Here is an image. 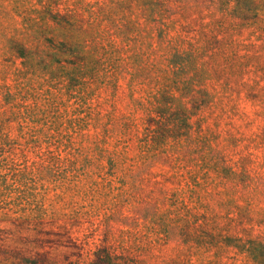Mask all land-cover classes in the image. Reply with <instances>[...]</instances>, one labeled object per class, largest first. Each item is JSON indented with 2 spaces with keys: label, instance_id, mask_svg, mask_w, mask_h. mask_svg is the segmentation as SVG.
Returning <instances> with one entry per match:
<instances>
[{
  "label": "rangeland",
  "instance_id": "374dc122",
  "mask_svg": "<svg viewBox=\"0 0 264 264\" xmlns=\"http://www.w3.org/2000/svg\"><path fill=\"white\" fill-rule=\"evenodd\" d=\"M171 48L202 71L192 122L210 143L171 137L155 159L138 102ZM9 102L62 132L75 165L0 188V264H257L225 239L264 242V0H0V113ZM110 153H125L123 192Z\"/></svg>",
  "mask_w": 264,
  "mask_h": 264
},
{
  "label": "trees",
  "instance_id": "16d2710c",
  "mask_svg": "<svg viewBox=\"0 0 264 264\" xmlns=\"http://www.w3.org/2000/svg\"><path fill=\"white\" fill-rule=\"evenodd\" d=\"M168 53L166 58H163L166 65L165 79L159 81L152 90L145 92L142 101L138 102L144 113L141 132L143 143L155 152L152 156L155 159H159V147L171 137L182 148H202L210 143V139L204 136L203 132L197 131L192 122L197 112L207 106L206 97H211L201 82L202 71L196 66L195 55L180 48H171ZM1 105L3 112L0 113V188L23 190L26 189L28 181L34 182L43 177L44 169L49 168L53 176L63 170L67 172L75 165L70 161L67 151L70 146L63 144L62 132L53 131L50 134L44 128H39L36 120L19 113L20 107L17 103ZM16 125L18 129H15ZM138 134L140 135V132ZM44 139L51 144L48 148H42V144H39L41 141L45 143ZM32 146L34 151L31 155L29 152ZM109 158L112 176L119 181L122 187L119 191L123 192L128 186L129 178L125 153H110ZM39 164L43 171L36 169ZM154 183H157L158 189L159 180ZM225 240L253 262L264 264V242H243L236 238ZM105 259L107 264H123L118 256H112L110 253L106 254Z\"/></svg>",
  "mask_w": 264,
  "mask_h": 264
}]
</instances>
